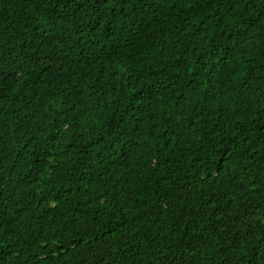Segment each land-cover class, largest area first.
Wrapping results in <instances>:
<instances>
[{
	"label": "trees",
	"instance_id": "16d2710c",
	"mask_svg": "<svg viewBox=\"0 0 264 264\" xmlns=\"http://www.w3.org/2000/svg\"><path fill=\"white\" fill-rule=\"evenodd\" d=\"M0 0V264H264V0Z\"/></svg>",
	"mask_w": 264,
	"mask_h": 264
},
{
	"label": "snow or ice",
	"instance_id": "6c2138e0",
	"mask_svg": "<svg viewBox=\"0 0 264 264\" xmlns=\"http://www.w3.org/2000/svg\"><path fill=\"white\" fill-rule=\"evenodd\" d=\"M92 3H100L108 6V10H112L113 0H90ZM77 4L82 6L83 0H63V3L60 5L61 7H65L70 4Z\"/></svg>",
	"mask_w": 264,
	"mask_h": 264
}]
</instances>
